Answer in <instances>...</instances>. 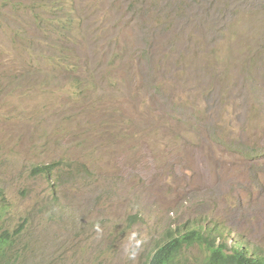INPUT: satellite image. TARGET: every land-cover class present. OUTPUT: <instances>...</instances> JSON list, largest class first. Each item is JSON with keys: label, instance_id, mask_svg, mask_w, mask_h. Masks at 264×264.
Returning <instances> with one entry per match:
<instances>
[{"label": "rangeland", "instance_id": "rangeland-1", "mask_svg": "<svg viewBox=\"0 0 264 264\" xmlns=\"http://www.w3.org/2000/svg\"><path fill=\"white\" fill-rule=\"evenodd\" d=\"M0 189L18 264L264 254V0H0Z\"/></svg>", "mask_w": 264, "mask_h": 264}, {"label": "trees", "instance_id": "trees-1", "mask_svg": "<svg viewBox=\"0 0 264 264\" xmlns=\"http://www.w3.org/2000/svg\"><path fill=\"white\" fill-rule=\"evenodd\" d=\"M48 167L44 166L38 170L45 173L48 172ZM3 195L0 189L1 199L4 198ZM17 234L0 229V264L20 262L21 254L14 248ZM239 243L230 246L201 231H183L168 237L163 244L159 245L152 252L147 264H264L263 253ZM195 249L199 251L198 259L188 258L187 254Z\"/></svg>", "mask_w": 264, "mask_h": 264}, {"label": "bare ground", "instance_id": "bare-ground-1", "mask_svg": "<svg viewBox=\"0 0 264 264\" xmlns=\"http://www.w3.org/2000/svg\"><path fill=\"white\" fill-rule=\"evenodd\" d=\"M208 153H209V152H208ZM211 154H212V153H211ZM208 155H209V154H208ZM208 155H207V156H208ZM211 161H212V160H211ZM218 167H219V165H218ZM158 169H159V168H158ZM209 176H210V173H209ZM208 178H209V177H208ZM214 187H215V186H214ZM198 188H199V187H198ZM202 189H203V188H202ZM229 235H230V234H229ZM244 255H245V254H244ZM252 255H253V254H252Z\"/></svg>", "mask_w": 264, "mask_h": 264}, {"label": "clouds", "instance_id": "clouds-1", "mask_svg": "<svg viewBox=\"0 0 264 264\" xmlns=\"http://www.w3.org/2000/svg\"><path fill=\"white\" fill-rule=\"evenodd\" d=\"M186 231H188V230H186ZM182 232H183V231H182ZM175 234H179V233H175ZM175 234H174V235H175ZM171 236H172V235H170L169 237H171ZM166 240H167V239H166Z\"/></svg>", "mask_w": 264, "mask_h": 264}]
</instances>
